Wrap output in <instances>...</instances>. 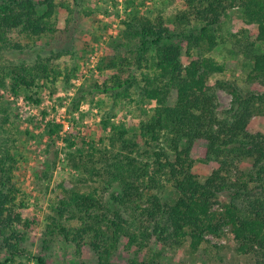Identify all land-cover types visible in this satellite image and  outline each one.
I'll use <instances>...</instances> for the list:
<instances>
[{
    "label": "trees",
    "instance_id": "trees-1",
    "mask_svg": "<svg viewBox=\"0 0 264 264\" xmlns=\"http://www.w3.org/2000/svg\"><path fill=\"white\" fill-rule=\"evenodd\" d=\"M178 1L184 6L175 9L171 25L162 16L133 14L125 21L120 39L109 45L112 54L100 67L111 73L89 89L120 98L134 93L139 101L153 102L138 125L140 136L154 144L152 152L146 160L139 158L140 145L117 125L109 126L108 144L92 143L87 150L68 152L81 180L96 185L89 192L65 189L51 205L53 216L46 231L73 243L77 252L87 245L94 264H112L121 241L130 249L143 248L152 240L170 247L187 241L196 251L205 235L220 237L227 228L239 254L249 256L253 264H264V131L251 129L254 118L264 114V90L244 93L235 82L216 76L225 71L223 64L192 52L202 43L215 46L213 27L227 10L238 7L244 23L236 35L239 51L252 61L249 77L264 80V53L254 50L258 43L264 46V0ZM57 6L55 0H0V87L8 79L14 93L31 91L37 81L60 75L49 66V57L15 63L3 54L23 49L12 40L13 33L32 42L54 36ZM59 6L70 11L65 2ZM66 18L61 34L69 31ZM218 89L231 95L222 114ZM10 124L0 95V251L8 255L0 264L22 253L24 238L18 228L30 223L14 182L17 139ZM60 127L48 126L51 141ZM197 159L214 161L217 167L200 179L192 171ZM51 163L45 162L41 177H47ZM164 183L173 187V201L163 200ZM35 259L38 264H57L41 254ZM127 264L146 263L133 257Z\"/></svg>",
    "mask_w": 264,
    "mask_h": 264
},
{
    "label": "rangeland",
    "instance_id": "rangeland-1",
    "mask_svg": "<svg viewBox=\"0 0 264 264\" xmlns=\"http://www.w3.org/2000/svg\"><path fill=\"white\" fill-rule=\"evenodd\" d=\"M55 2L58 4L55 12L58 30L54 36H43L32 42L19 33H13L12 40L21 44L23 49L3 53L15 63H32L38 58L46 60L49 57V66L56 68L60 74L37 81L31 91L20 89L14 93L8 79L0 87L1 104L8 112L10 127L17 139L14 152L18 161L13 174L19 188L18 200H23L24 217L30 222L28 226L22 224L18 228L24 238L22 253L13 256V261L7 264H38L35 259L37 254L57 264L94 262V253L87 245L77 252L73 243L65 242L58 235H48L46 231L53 216L51 205L63 196L65 189L89 192L96 185L92 181L81 180V172L70 165L68 152L75 148L87 150L92 143L96 146L108 144L112 133L109 126L117 125L128 130V135L140 145L139 158L146 160L154 144L149 143V146L146 139L140 136L138 125L145 116L143 113H149L154 103L139 101L134 93L120 98L113 93L91 92L89 89L111 73L110 69L100 67L112 54L109 45L120 39L119 32L125 27L124 22L133 14L152 18L162 16L171 25L175 9L184 6V2L178 0ZM61 2L68 4L70 11L59 6ZM38 8L42 12L43 8ZM65 18L69 31L61 34ZM242 26V9L233 7L227 10L219 24L213 27L216 45L209 48L207 43H202L192 52L211 56L223 64L225 71L216 75L218 78L235 82L244 93L260 92L264 90V80L249 77L252 61L243 59L236 41ZM238 37L241 38V35ZM260 45L258 43L254 50L264 53V46ZM183 61L186 62V59L183 58ZM149 64L153 65L151 59ZM64 75L69 76L67 81ZM30 95L33 97L28 98ZM35 98L39 100L36 102ZM217 98L222 114L230 106L231 95L218 89ZM253 121L251 129L264 131V114ZM55 124L61 127L51 141L47 130L49 125ZM69 142L74 145L70 147ZM198 156L196 158H200ZM47 160L52 162V168L43 178L40 170L44 169ZM216 167L214 161L201 162L197 159L192 171L204 179ZM243 167L248 166L243 164ZM160 194L167 201H173L175 197L169 183H164ZM205 239L196 251L190 249L187 241L179 247H170L152 240L143 248L131 249L121 241L112 254L111 262L127 264L129 259L137 257L146 264H253L249 256L236 251L235 241L227 228L222 236L207 234ZM6 256L0 251V261Z\"/></svg>",
    "mask_w": 264,
    "mask_h": 264
},
{
    "label": "built area",
    "instance_id": "built-area-1",
    "mask_svg": "<svg viewBox=\"0 0 264 264\" xmlns=\"http://www.w3.org/2000/svg\"><path fill=\"white\" fill-rule=\"evenodd\" d=\"M91 58H93V55L91 56Z\"/></svg>",
    "mask_w": 264,
    "mask_h": 264
}]
</instances>
